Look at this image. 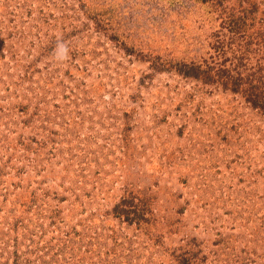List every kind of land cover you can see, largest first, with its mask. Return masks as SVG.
I'll return each mask as SVG.
<instances>
[{
    "label": "rangeland",
    "instance_id": "rangeland-1",
    "mask_svg": "<svg viewBox=\"0 0 264 264\" xmlns=\"http://www.w3.org/2000/svg\"><path fill=\"white\" fill-rule=\"evenodd\" d=\"M0 264H264V0H0Z\"/></svg>",
    "mask_w": 264,
    "mask_h": 264
},
{
    "label": "clouds",
    "instance_id": "clouds-1",
    "mask_svg": "<svg viewBox=\"0 0 264 264\" xmlns=\"http://www.w3.org/2000/svg\"><path fill=\"white\" fill-rule=\"evenodd\" d=\"M54 54H55V59L58 62L64 61L68 55L67 45L64 42H58L55 47Z\"/></svg>",
    "mask_w": 264,
    "mask_h": 264
}]
</instances>
